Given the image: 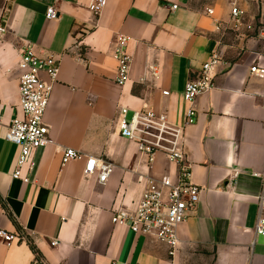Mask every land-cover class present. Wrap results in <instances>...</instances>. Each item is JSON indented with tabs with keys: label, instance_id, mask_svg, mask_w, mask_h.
Masks as SVG:
<instances>
[{
	"label": "crops",
	"instance_id": "0c3cea01",
	"mask_svg": "<svg viewBox=\"0 0 264 264\" xmlns=\"http://www.w3.org/2000/svg\"><path fill=\"white\" fill-rule=\"evenodd\" d=\"M92 2L0 0V228L25 235L0 242V264H264V236L254 230L264 184V43L230 25L234 2L246 23L264 24V0H108L99 17ZM50 7L58 19L47 18ZM120 34L132 58L125 85L113 57ZM27 47L55 56L59 76L44 118L50 143L32 154L37 168L26 184L13 178L20 147L6 134L21 116L18 64ZM214 53L222 60L214 88L195 99L184 138L191 181L204 191L172 256L155 235L112 223L116 210L137 207L147 177L177 174L163 154L148 166L121 135L119 112L130 121L151 109L182 126L185 86ZM255 66L263 72L251 73ZM66 148L110 160L114 174L102 185L84 176L86 158L63 166Z\"/></svg>",
	"mask_w": 264,
	"mask_h": 264
},
{
	"label": "built area",
	"instance_id": "2783aa9c",
	"mask_svg": "<svg viewBox=\"0 0 264 264\" xmlns=\"http://www.w3.org/2000/svg\"><path fill=\"white\" fill-rule=\"evenodd\" d=\"M58 2L59 0H55ZM108 4V0H93L89 10L99 17ZM177 9L173 6L172 10ZM214 15L213 10H208ZM46 16L56 20L59 17L55 7L47 9ZM246 12L234 2L231 8L230 25L237 32L243 29L254 33V38L264 43V24L255 27L246 23ZM224 23L217 24L221 29ZM4 28L0 27V33ZM130 38L118 35L114 46L113 57L118 64L116 82L125 85L130 80L132 58L127 52ZM222 64L218 54L214 53L203 64L198 77L186 84L183 97L189 105L185 112L182 126L173 124L164 113H156L145 109L134 113L132 119H126L127 109L121 108L118 123L121 135L134 142L140 154L147 158L148 166L153 165L155 157L163 154L177 166V174L173 178L164 175L160 178L147 177L146 187L134 210L118 209L112 216L115 225L128 226L137 235H155L159 241L168 245L170 254L175 255L180 245L179 227L196 212L204 189L191 181V169L184 151L185 129L195 121L196 111L193 108L195 99L210 92L214 88L215 69ZM20 75V110L21 116L14 118L6 134V140L20 147V154L13 173V178L24 183H30L37 163L32 154L44 149L50 143L49 128L45 123L54 85L58 82L59 60L53 55H37L27 47L18 64ZM263 72L258 67H252L251 73ZM46 73L48 81L41 74ZM168 95V92L164 93ZM86 158L84 176L95 178L99 184H106L114 174L115 165L104 157L87 156L71 148L63 149L62 165ZM259 207L255 233L264 236V184L257 197ZM25 239L23 233L17 235L0 228V242L10 246L15 241ZM54 245L57 242L53 243ZM38 264V263H34Z\"/></svg>",
	"mask_w": 264,
	"mask_h": 264
}]
</instances>
